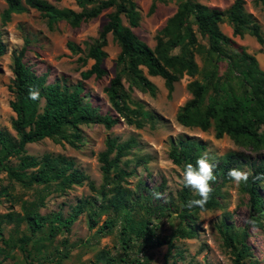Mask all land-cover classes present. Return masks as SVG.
I'll list each match as a JSON object with an SVG mask.
<instances>
[{
    "label": "trees",
    "instance_id": "16d2710c",
    "mask_svg": "<svg viewBox=\"0 0 264 264\" xmlns=\"http://www.w3.org/2000/svg\"><path fill=\"white\" fill-rule=\"evenodd\" d=\"M60 2L61 0H54ZM6 9L1 15L2 23L9 22L13 14H21L32 9L47 19L49 28L58 22H66L73 28L82 23L97 18L106 10L108 20L94 42L88 48L86 59L92 60L91 67L81 73L83 80L91 77L101 79L107 72L102 67L107 57L104 51L106 36L111 34L120 47L116 60V74L104 89L108 102L115 115L97 114L89 103H83L82 87L77 85L69 89L66 85L47 83L46 75L38 76L27 66L23 59L25 48L13 54V79L10 91L13 100L9 107L15 114L11 122L16 138L0 131V171L24 188L33 186H48L58 183L57 188L63 190L73 185H81L85 180L84 174L75 167V162L62 155H44L41 159L26 153L25 147L44 139L57 143H66L74 147L81 138V125H101L111 129L119 120L141 129L146 121H152L154 116L144 111L139 104L132 102L129 92L122 83H128V89L136 88L153 95L155 86L143 74V69L151 77H159L164 81L169 94L174 84L183 75L194 77L198 68L194 60L195 53L203 58L204 66L200 80L188 83L187 88L191 99L181 106L176 114V122L185 128H198L202 132L213 128L215 139L229 137L236 145L260 153L264 150V71L259 67L257 59L246 52L232 38L226 36L220 25L228 24L232 35L242 38L245 34L253 37L259 45L264 44V36L259 24L245 9L244 0H234L225 10L208 8L194 0H182L175 13L162 28L161 36L157 39L154 49L140 40L133 29L138 27L140 16L137 6L132 0H74L80 9H59L45 0H4ZM264 7V0H255ZM154 6L151 7V12ZM122 16L127 25L122 23ZM204 41V44L200 43ZM67 48L74 54L80 49L73 43ZM177 53H172L173 51ZM5 53V46L0 41V57ZM225 69L221 73V64ZM37 89L39 98H29V89ZM43 102L42 106L40 105ZM133 142L117 143L109 139L105 143L106 150L99 155L101 172L105 186H110L112 196L106 199L105 191L99 193L104 205L95 206L96 210L112 208L117 218L122 219L121 235L124 247H128L131 237L142 243L161 246L167 241L155 239L149 222L143 220L134 222V214L138 211L144 215H158L157 219L166 214H175L179 220L173 234L177 238L193 237L196 234L194 220L199 212L214 210L219 207L218 190L230 183L227 172L231 168L246 166L250 169L248 181L242 184L241 190L248 195L250 207L259 222L264 213V199L259 186L264 179L256 177L264 173V159L252 160L244 152H228L219 158L208 160L214 165L215 180L211 182L213 189L204 208L186 207L188 200L194 197L191 189L182 187L177 195L178 203L171 205H154L153 197L159 189L140 188L139 192H131L120 186L127 173L118 169L119 159L131 149ZM205 151V145L196 139L179 137L171 140L169 159L182 170L186 163L195 164L196 159ZM114 154L113 159L109 156ZM15 158L16 166H8L7 162ZM7 197V189H0V197ZM107 200V202H105ZM41 203V202H40ZM39 203V204H40ZM107 203V205H105ZM39 204H31L18 219L27 226L30 237L19 239L20 244L28 245L38 234L40 241L50 242L63 230L69 231V226L83 212V207H75L73 213L63 218L60 213L41 216L37 208ZM42 204V203H41ZM88 204V202H87ZM95 205V204H94ZM92 206V205H91ZM24 207V206H23ZM102 212V211H101ZM118 212H121L120 215ZM97 216V213H93ZM141 217V219H142ZM93 220L92 216L90 217ZM114 220H107L98 232L110 230ZM95 225L93 220L91 227ZM224 227L223 244L233 257V264H254L250 250L246 244V232L239 236ZM2 228L0 222V238ZM167 244H171L168 240ZM39 249L41 247H38ZM51 264H58L54 262Z\"/></svg>",
    "mask_w": 264,
    "mask_h": 264
},
{
    "label": "rangeland",
    "instance_id": "374dc122",
    "mask_svg": "<svg viewBox=\"0 0 264 264\" xmlns=\"http://www.w3.org/2000/svg\"><path fill=\"white\" fill-rule=\"evenodd\" d=\"M24 1V0H22ZM59 9H72L78 12L74 0H45ZM137 6L140 21L133 29L136 36L148 47L154 49L160 32L167 21L175 13L182 0H132ZM208 8L225 10L234 0H194ZM245 11L252 15L259 24L264 36V7L255 0H244ZM154 6L151 12V7ZM6 9L4 0H0V41L5 46V53L0 57V131L16 138L11 122L15 114L9 107L13 100L10 91L13 79V54L25 48L24 63L36 75H46L47 83H60L69 89L77 85L82 87L83 103H89L97 114L115 115L110 107L104 89L116 74V60L120 47L113 40L111 34L106 36L104 51L107 57L102 67L107 74L101 79L91 77L88 80L81 78V73L88 70L93 64L86 59L88 48L97 40L102 27L108 20L112 10H106L97 18L82 23L73 28L66 22H58L49 28L47 19L35 10L28 9L21 14H13L9 22L2 23L1 15ZM122 23L127 25L122 16ZM220 30L242 46L247 53L253 55L264 71V44L259 45L250 35L242 38L232 35L231 27L223 23ZM73 43L79 53H72L68 43ZM201 44L204 41L200 40ZM173 51L172 53H177ZM194 60L198 73L194 77L183 75L168 93L164 81L159 77H151L143 69V74L155 86L153 95L136 88L128 89V83L122 79L124 89L129 92L133 103L139 104L144 111L154 116L152 121H146L143 128L137 129L119 120L111 129L101 125H81V138L74 147L66 143H57L44 139L25 147L26 153L37 159L44 155H62L75 162L85 176L81 185L60 190L58 183L48 186H33L24 188L10 180L7 174L0 171V189H7L8 196L0 197V222L2 236L0 238V264H233V257L223 244L225 230L223 226L231 227L230 231L237 236L246 232V244L250 250L254 264H264V213L260 221L250 207L248 195L242 190V183L236 185L227 183L218 190L219 207L214 210L199 212L194 220L196 234L193 237L177 238L173 231L179 220L175 214H166L157 219L158 215L148 216L140 211L134 214V222L143 220L149 222L148 227L153 230L158 241L170 240L161 246L142 243L133 237L128 247H124L123 236L120 231L123 225L121 217L117 218L112 208L96 210L95 206L104 205L99 193L105 191L106 199L112 194L110 186H105L99 155L103 153L105 143L109 139H116L117 143L132 141V147L125 156L119 159L118 169L125 171L126 176L120 182L122 188L131 192H139L140 188L158 190L153 197L154 205H171L178 203L177 195L181 191L182 169L172 163L168 157L171 140L179 137L196 139L205 145L209 159L219 158L228 152H244L252 160L264 159V150L256 153L236 145L229 137L215 139L213 128L202 132L198 128H185L179 125L175 118L178 109L191 99L187 85L194 80H200L204 66L201 55L195 53ZM225 64H221L222 73ZM43 102H41L42 106ZM114 154L109 158L113 159ZM8 166H16L15 158L7 162ZM249 175L250 169L247 167ZM264 199V182L259 186ZM191 193L194 194L193 190ZM42 204H41V203ZM88 202V204H87ZM107 202V200L105 201ZM40 203V204H39ZM31 204H39L37 211L41 216H50L60 213L67 218L75 207H83V212L69 226V231L63 230L52 241H40L38 234L33 237L27 246H22L19 239L30 233L23 222L18 218L30 208ZM95 204V205H94ZM92 205V206H91ZM107 205V203L105 204ZM24 206V207H23ZM102 211V212H101ZM97 213L94 216L93 213ZM122 215L121 212H118ZM95 225L91 227L93 220ZM142 217V219H141ZM114 220L110 230L98 232L107 220ZM38 247H41L40 249ZM249 264V261H245Z\"/></svg>",
    "mask_w": 264,
    "mask_h": 264
},
{
    "label": "clouds",
    "instance_id": "9594fccd",
    "mask_svg": "<svg viewBox=\"0 0 264 264\" xmlns=\"http://www.w3.org/2000/svg\"><path fill=\"white\" fill-rule=\"evenodd\" d=\"M29 98L36 100L39 98V91L37 89H29ZM214 165L210 163L206 154H201L195 164L186 163L184 165L181 183L184 187L193 190L194 197L187 201L186 207L204 208L213 189L211 182L215 180ZM227 177L232 183L239 185L242 182H247L249 179V171L246 166L231 168L227 172ZM256 179H264V173L259 174Z\"/></svg>",
    "mask_w": 264,
    "mask_h": 264
}]
</instances>
